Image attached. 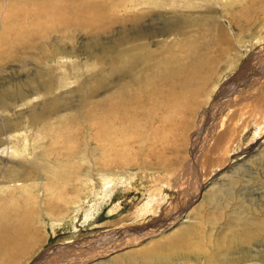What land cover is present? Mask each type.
Returning a JSON list of instances; mask_svg holds the SVG:
<instances>
[{
  "label": "rangeland",
  "instance_id": "1",
  "mask_svg": "<svg viewBox=\"0 0 264 264\" xmlns=\"http://www.w3.org/2000/svg\"><path fill=\"white\" fill-rule=\"evenodd\" d=\"M191 1L188 9L206 11L210 6L220 9L226 0H209L205 8L198 0H160L164 7L153 4V8L156 14H163V21L165 14L176 17V9H187L181 4ZM234 2V16L226 11L221 16L228 23L233 17L246 25V15L251 17L264 11V0ZM7 3L15 7L14 16L25 1L0 0L1 20ZM147 7L148 1L137 2V8L127 11L131 19L125 24L116 23L109 29L111 35L108 30L99 41L107 42L117 31L126 29L148 34L152 14L134 17L139 11L146 14ZM8 21L5 30L0 21V50L7 55L0 58V93L3 90L15 94L21 87L26 92L20 99L12 97L6 109L0 107V216L9 217V223H18V219L26 224L28 218L38 229L34 230L35 236L26 232L13 240L9 235L7 242L13 243L10 249L14 253L0 248V264H160L155 258L163 255L171 256L166 264H264V124L261 125L263 117L250 114L253 106L260 105L256 100L264 80L237 88L264 72V40L246 50L245 46L240 47V59L234 69L220 79L210 96H193L192 108L174 110L168 117L170 110L162 112L161 107H148L147 111H154L152 119L142 114L131 115L122 127L102 119L101 131L111 138L97 140L91 134L92 123H84L87 119L80 120L79 126L78 120L74 119L77 125L70 121L83 106L79 97L81 84L85 82L90 87L88 79L102 67L88 57L93 33L84 29L64 34L30 26L38 30L30 37L25 31L30 27L23 21H16V26L13 19ZM255 23L245 33L260 38L264 27L261 19ZM153 24L154 29L156 25L162 26L158 18ZM202 28L205 36L197 34L188 44L191 42V47L206 52L205 59L213 61L217 54L213 32ZM233 32L237 34L236 29ZM233 32L230 30V34ZM54 44L61 48L59 55L38 62L40 48L48 54L55 50ZM253 61L252 70L249 67ZM77 64L80 71L73 69ZM108 67L103 73L106 77L96 82L101 88L99 94L90 95L89 89L83 91L95 103L91 110L95 119L91 122L105 115L110 107L103 98L128 81L117 73L109 74ZM51 68L62 76L63 83L55 86L51 94L32 88L41 72ZM185 73L188 70L182 74ZM175 88L185 89L186 83ZM171 90L165 87L159 94L167 99ZM148 92H153L152 88ZM54 96L59 98L61 108L51 112L44 104ZM39 117L50 129L34 123ZM66 123L72 127L63 125ZM77 128L82 134H77ZM122 128L124 133L116 135ZM219 137L220 148L214 150ZM72 138L81 141L70 151ZM82 141L85 144H80ZM227 149L231 151L227 153ZM47 151L49 155L43 156ZM74 160H80L84 166L81 172L71 175L64 165L73 167ZM29 162L38 165V173L29 172ZM51 164V171L43 168H51ZM233 169L238 170L233 174ZM196 171L197 180L200 179L197 189L192 182ZM181 206L184 210L177 217ZM173 246L177 252H173Z\"/></svg>",
  "mask_w": 264,
  "mask_h": 264
},
{
  "label": "bare ground",
  "instance_id": "2",
  "mask_svg": "<svg viewBox=\"0 0 264 264\" xmlns=\"http://www.w3.org/2000/svg\"><path fill=\"white\" fill-rule=\"evenodd\" d=\"M24 1H25L24 4L21 5L20 3L19 5L20 9L17 7L18 11L14 16H13V12L16 10L13 8L15 7L13 6V4L7 3L6 9L2 10L1 12L2 20L0 18V21L2 22L1 23L2 30L7 29L10 23L8 20L13 19L14 20L13 23L15 24V26L17 25V23H15L16 21L19 24L23 21V24L27 25V27L34 26L37 27V29L39 28L40 31H44V30H46L47 32L61 31L64 32V34H66L67 32L76 34L79 30L82 31L85 29L84 30L85 32L93 33L92 35L93 41L89 43V48H91V50L88 51V57L90 58V60H92L93 63L101 65L102 67L98 72L94 73V76L88 79V83L91 85V86L89 85L90 87L86 86L87 83L85 82L81 84L80 89L82 90V93L79 97L80 100L82 99L81 103L83 106L80 107L81 110L80 109L76 110L75 112L76 115H74L70 121L71 124L77 125L75 120L76 121L78 120V126H79L80 122H82L80 120L87 119L88 121H84V123L85 122L86 123L89 122L90 124L92 123V125H90V128L92 129L91 134L93 138L98 137L96 138L97 140L103 139L104 136H107L106 138H111L109 134L104 135L101 131L99 123L102 119L103 121L108 120L114 122V126L119 124L118 126L122 127L124 126L125 122L129 119L131 115L136 116L137 114H142L145 117L152 119L154 117V111L151 109L147 111L148 107L154 108L155 106L157 109L161 107L162 112L166 110L167 111L170 110V112H168V117L170 116L171 112H174V110H178V112L179 111L183 112L184 110H186V108L188 109V107L190 106L192 108L191 99L193 96L196 95L210 96L212 93V89L218 84L220 79L226 76L229 73V71H232L234 69V67L237 65L240 59L239 57H237V54L239 56L238 52L240 50V47L245 46V50H246L247 49L246 47L251 48L253 47V45L256 44V42L259 41L260 43H262L264 40L263 31H261L262 34L259 35L260 38L258 36H256L255 38H251L247 33H245L246 31L252 29L254 25H256L255 21H260V19L262 26L264 27V15L263 16L261 15L262 13H264V11L257 12L255 15L251 16L252 18L250 16L248 17L245 14L246 15L245 18L247 22L246 25H242V23L239 20L236 21L237 19L235 20L233 17L229 19V23L225 21V17L224 18L221 17L222 13L225 11L227 15L230 14L231 16H234L233 15L235 10L234 6L236 5L234 0H226L225 2H222L220 9L210 6V9L207 8L208 11L201 10V8L200 11L199 10L193 11L188 9L189 5L193 4V2L191 1L187 4H181L182 6L187 7V9H181V8L176 9V17H165V15H167L165 14L163 21L161 19L163 17L162 16L163 14L160 15L159 13L156 14L157 13L155 11L156 9L153 8L154 5L156 6L160 5L162 6L161 8L164 7V5L160 4V0H24ZM147 1H148L147 8L149 9L148 12L145 14L142 11H139L137 14L134 15V17L140 18L146 16L147 14H152V17L150 16L151 21H148L149 24L152 23V26L150 27L151 31H149L148 34L140 35L137 31L131 33L130 29L128 30L126 29V32H124L125 30H123L122 32L117 31L116 35L113 34V36H110L107 42L99 41V39H101L100 36L106 34V32L109 29H111L116 23L121 21L123 22V24H125L124 22L129 21L131 19V15L127 13V11L131 10L130 7H132V9H134L135 7L137 8V2L138 4H142V3L144 4ZM198 2H199L198 4L202 6L204 5L203 8H205V4H208L209 0H198ZM254 8L255 7H253V9ZM122 11H125L126 14H119ZM20 14L21 16H19ZM157 18L159 19V24L162 26L156 25V28L154 29L153 23ZM202 26L205 27L206 29L205 31L213 32V38H214L213 43L216 45L215 48L217 51V54L215 53L216 57L215 55L213 57L214 58L213 61L212 59L210 60L205 59V56H207L206 52H203L200 48L191 47L190 45L191 42L188 44L189 40L194 38V36L197 37V34L198 35L204 34L205 36V32L203 31ZM30 28L29 29L25 28V31L27 32L26 35H29L31 37V35L32 34L34 35L35 32L37 33L38 30H32L33 28L31 29ZM233 29L237 30V34L233 32ZM2 30L0 28V42H1V35L3 32ZM193 30L196 31L195 34H191V31ZM230 30H232L233 32L232 34H230ZM144 31L146 30H142V32ZM112 32H114V29L112 30ZM109 33L110 30L108 32V35H111ZM248 37L251 38L253 41L250 40ZM193 41L195 43V40ZM196 43H199V41L198 42L196 41ZM187 44L189 45V48L187 47L188 46ZM95 45H98L99 49H97V46ZM54 46L56 47L55 50L48 52V54L47 52L46 54H44L45 51H43L42 48H40L42 54H39V56L37 57L38 62L48 61L59 55L60 50L58 49H61L60 46L58 44H54ZM150 46L155 47L156 50L152 49ZM4 54L5 52L3 50H0V58L7 56ZM191 55H193V57H191ZM195 61H197L196 64H194ZM254 64L255 61H253L250 64L249 69H252V66H254ZM107 66H109L107 69V72L109 74L113 75L117 73L119 75L118 76L119 78L120 77L126 78L128 81L126 80L127 82L124 87L112 91V93H110L105 98H103L105 102L110 105V107H108L105 115H102L101 117L96 118L97 119L96 121L91 122L92 119H95V117H93L91 113V110L94 108L95 103L91 100V98H89L88 94L87 95L83 94L84 93L83 91H88L89 89L90 95L99 94L101 88L99 87L100 85H98V83L96 84V82L97 80L106 77L103 73L106 71L105 67L107 68ZM79 67L80 66H78L77 64L76 66H73V69L75 70L77 69L78 71H80ZM63 68H67V65L64 66ZM41 69L39 71H42ZM186 70H188V74L187 73L182 74ZM42 72L41 75H39V77L41 78L39 79V81H34V86L32 88H35L37 91L41 90L47 94L49 93L51 94L56 89L55 86L57 87L59 83L61 84L63 83V81H60L62 79L60 77L62 76L60 75L59 77L58 74L56 73V70L52 68L51 70H44ZM249 72L251 73L252 71L250 70ZM254 72H255V68H254ZM43 75L47 77H44ZM245 79L243 80L245 81ZM262 80H264V72H262V74L259 77L249 80V82L248 80L247 82H242L241 87H237V88H239L238 90H240L245 85L250 86L249 84H253V83L257 84L259 83L258 81H262ZM180 81H184V82H180ZM36 82L37 85H35ZM185 83H186L185 89L182 88L181 90H177L175 88L176 86H183ZM30 86L31 85H29V87ZM93 86H97V87L92 88ZM165 87H167L168 89H172L170 91V94H168L170 98L167 99H166V95L165 96L160 95L161 94L160 91H162L163 88ZM149 88H152L153 92H148ZM25 92L26 91L24 87L19 88L15 94L13 92L11 93L10 91L2 90V92L0 93V107L6 109L12 97L15 99L16 98L20 99L24 96ZM154 97H157L156 101H154ZM256 101L261 106L260 105L258 106L257 104L258 106L257 107L255 103L254 104L255 107H257L255 108L252 105L255 110L252 107L253 111L251 109L252 112L250 111V114H254L255 116L260 115L261 117H263V120L261 122V125H263L264 124V106H263L264 88L261 90L260 98H257ZM154 102L157 103L154 104ZM44 107L51 112H54L55 110H59V108H61L59 98L57 96H54L52 99L50 98L45 102ZM166 115L167 113L163 114L160 118L165 117ZM245 115H242V117H244ZM35 122L38 125H42L43 129H46L48 127V125H46L47 123H45V121L42 120L40 117L35 118L34 123ZM71 124L68 123V126L67 123L63 125L69 127V125L71 126ZM48 128L50 129V126ZM77 129H78L77 134L79 135L82 131L80 128ZM62 130L64 129L62 128ZM124 131L125 130L123 128L118 129L116 135H121L122 133H124ZM66 137L68 138V136ZM67 138H64L62 140L65 141ZM79 141L81 140L75 141L73 140V138L70 139L71 142L70 151L76 148L77 144L79 145ZM220 142L222 141L219 137L218 142L214 147V150L220 148ZM80 144L83 145L85 143L82 141V143ZM230 151L231 150L227 149L226 152L228 153ZM42 155L48 156L49 155L48 151L44 152ZM42 155H40V158L42 157ZM80 160L73 161L74 164L76 165L73 166L74 168L72 166H70L69 168L67 164L64 165V168H66V173L73 175L74 173L77 174L81 172L84 165ZM48 162H50V160ZM36 166H38L36 163L33 162L28 163L27 168H29V172L31 174L38 173L39 167ZM49 166L50 165H47L44 166L43 168L45 169L48 167V169L51 171L53 169L54 164H51V168ZM203 170L204 169H201V174L203 173ZM236 170L238 169H233L231 173L234 174ZM198 175L199 174L196 171L195 175H193L195 177V180H192L193 184H195L196 189L199 188V185L197 184L199 183L198 180H200V179L197 180ZM179 209L180 210L178 212L179 214L177 215V217H179L181 212L184 210V206H181V208ZM8 219L9 217L0 216V248H4V250L5 249L8 250L13 247V243H9L10 241L8 237L11 234L13 240L21 233H26V232H28L30 235L32 234V236H35V232L38 229L36 228V226L34 228V224H36L35 222L31 223L32 221H30L27 218L28 221L26 220L27 221L26 224H24L23 221L18 219L16 220L19 221L18 223L17 222L9 223L10 221H8ZM172 239L173 238H171V242ZM175 247L173 248V252H177V249ZM8 252L14 253V249H12L11 251L8 250ZM155 259H157L158 262H160V264H166L171 259V256L163 255ZM149 262L151 263L150 260Z\"/></svg>",
  "mask_w": 264,
  "mask_h": 264
}]
</instances>
